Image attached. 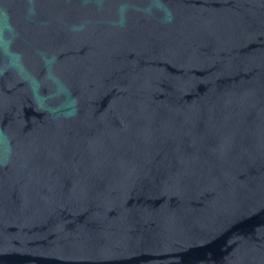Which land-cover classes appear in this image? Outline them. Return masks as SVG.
I'll return each instance as SVG.
<instances>
[{"label": "water", "instance_id": "water-1", "mask_svg": "<svg viewBox=\"0 0 264 264\" xmlns=\"http://www.w3.org/2000/svg\"><path fill=\"white\" fill-rule=\"evenodd\" d=\"M0 264H264V0H0Z\"/></svg>", "mask_w": 264, "mask_h": 264}]
</instances>
